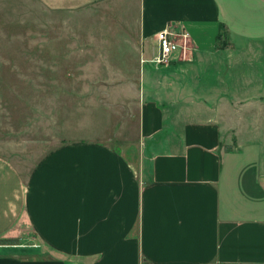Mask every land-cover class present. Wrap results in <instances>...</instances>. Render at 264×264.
<instances>
[{"label":"crops","instance_id":"obj_1","mask_svg":"<svg viewBox=\"0 0 264 264\" xmlns=\"http://www.w3.org/2000/svg\"><path fill=\"white\" fill-rule=\"evenodd\" d=\"M32 1L33 17L43 5L73 26L74 8L106 0ZM136 1L135 35L118 39L145 64L106 86L133 92L114 136L29 147L0 134V264H264V0ZM163 27L184 49L158 63ZM29 39L40 64L0 70L17 86L13 75H33L49 105L64 91L67 110L73 44L60 53L55 34ZM3 110L0 129L15 118Z\"/></svg>","mask_w":264,"mask_h":264},{"label":"rangeland","instance_id":"obj_2","mask_svg":"<svg viewBox=\"0 0 264 264\" xmlns=\"http://www.w3.org/2000/svg\"><path fill=\"white\" fill-rule=\"evenodd\" d=\"M19 2L20 8L17 11L15 8ZM135 3L137 5L136 0H106L98 5L94 3L89 4L88 7L74 8L70 13L73 25L71 26L61 21L59 16L57 18L50 16L43 5L39 9L36 8L38 11H34L36 17H33L32 0H17L16 5L15 3L10 4L7 0L0 1V19L5 17V19L24 20L25 24L22 26L23 28L21 26L10 27V31L0 25V68L12 66L20 69L23 65L26 66V69H33V63L40 64L30 53L33 43L29 38L36 34L47 37L55 34L60 40L57 42V50L60 53L65 49L68 50L72 44L74 49L73 89L71 92H67V98H69L67 99V110L64 107V91H58L57 105H49L48 99L39 96L41 92L33 89V75H13L14 78L25 80L23 83H18L19 86H17L12 84L11 75H5L0 70V105L4 106V113L7 112L10 116H15L9 120V126L6 123L4 127H1L0 134L6 136L7 139L17 136L15 142L29 147L32 144L43 146L44 143L49 142L51 146L59 145L69 135L74 139H79V137L81 139L82 136H114L112 133H116L120 125V122L115 120L122 110L121 101L125 99L122 104H129L128 99L131 98L130 95L133 92L115 91L111 89V86L108 87L109 89L106 86L114 81L112 75L114 70L118 72L120 69L127 76L130 75V71L134 70V73L140 75L141 65L144 67L145 64L140 61V53L137 56L127 57L134 54L128 50L127 42H121L118 39L131 34L135 35L136 28L129 26V23L136 21L137 7ZM37 17L41 22L39 27L33 23L34 18L38 19ZM56 19L59 20L54 26ZM13 31L14 34H12ZM67 36H73V43L66 42ZM23 37L24 41H22ZM92 40L102 43L92 42ZM147 40L157 47V43L153 39ZM180 47L184 49L181 42ZM151 50L153 49L146 47L143 54L152 55ZM17 51L23 52L25 57H30L28 58L30 62L28 63L24 56L22 58L20 55L21 58H19L15 53ZM58 62L63 63L64 58H59ZM41 63L46 65L44 61ZM207 93V91H202V95H207ZM218 93L220 94L219 99L225 94L222 91ZM183 100L184 102L190 100L191 103H198L197 100ZM223 105L222 100L218 101L219 114H225L224 110L228 112V108L225 109ZM202 106L204 107V105ZM65 115L67 116L65 117ZM0 118H2L1 115ZM115 144H119L118 141H114ZM129 147H135V144L129 145Z\"/></svg>","mask_w":264,"mask_h":264},{"label":"built area","instance_id":"obj_3","mask_svg":"<svg viewBox=\"0 0 264 264\" xmlns=\"http://www.w3.org/2000/svg\"><path fill=\"white\" fill-rule=\"evenodd\" d=\"M159 53L155 56L156 62H168L180 50V42L176 39V32L170 27H163L155 34Z\"/></svg>","mask_w":264,"mask_h":264},{"label":"trees","instance_id":"obj_4","mask_svg":"<svg viewBox=\"0 0 264 264\" xmlns=\"http://www.w3.org/2000/svg\"><path fill=\"white\" fill-rule=\"evenodd\" d=\"M221 28H223V26H222ZM221 28H220V31H219L218 34H217V40H218V44L223 45V44H225V43H224L225 38H223V36L225 35V32H226V31H223V29H221ZM1 241H7V240H6V239H0V242H1Z\"/></svg>","mask_w":264,"mask_h":264}]
</instances>
